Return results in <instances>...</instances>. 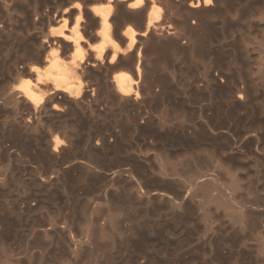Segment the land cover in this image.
Wrapping results in <instances>:
<instances>
[{"label": "bare ground", "instance_id": "1", "mask_svg": "<svg viewBox=\"0 0 264 264\" xmlns=\"http://www.w3.org/2000/svg\"><path fill=\"white\" fill-rule=\"evenodd\" d=\"M48 3V0H0V10H4L2 12L5 15L2 16L0 11V55H2L0 58V123L8 138L7 140L5 137L7 142H4L5 145H1L3 143L1 142L0 147L8 156L13 153L18 159L27 163L32 159L42 163L43 160L58 161L60 158L69 156L76 146L75 137L78 132L86 127L89 128L85 123L78 122L80 115L83 113L86 114V118L90 117L96 107L102 111L114 109L115 113L117 111L124 113L128 124H131L139 135L151 136L149 133L151 131H145L144 126L146 125H141L144 122L143 118H147L146 114L144 117L142 116L148 109L152 110L151 105H157L159 102L164 103L165 97H159V90L162 91L167 87V79L164 75L177 74V72L192 74L190 68L196 63H199L202 68L200 74H203V77L202 85H200L207 92L205 99L207 123L217 117L218 111H222V114L226 116L225 110L230 109L233 111L232 114L236 112L234 114L240 115L242 118L244 116L245 121L250 119L251 123L258 122L264 126V102L262 103L264 90L257 88L254 77V74H258V78L261 80L264 77V30L262 36L257 37L251 34L252 31L237 29L240 27L239 23L245 22L246 25L251 26L257 19L262 21L264 26V0H60L58 2L60 5L52 8L48 7ZM50 5L52 4L50 3ZM13 12H16L15 15ZM234 30H238L240 34L234 36ZM235 37H238V40ZM226 41L231 44L230 49L231 47L234 49V53L231 52L234 56L230 58L228 55V60L227 55L224 54V45H221L222 42L227 45ZM177 60L178 64L180 62L188 64V68L184 70L190 69V71L182 70L179 67L181 65L178 66L179 68L176 67ZM257 113L259 118L255 120L251 116H258ZM83 114L82 118H84ZM120 116L122 117V115ZM178 116L180 119L184 117L183 114ZM119 122V127L123 126L124 128L126 121L120 119ZM209 125L212 127V124ZM115 126L117 127L118 123H115ZM116 129L111 130L110 137L119 135V129ZM249 132L257 137L255 131ZM86 136L88 148H85H87L88 165L103 169L100 154L108 146L106 144L108 134L101 128H95L92 132H87ZM28 139L35 142L33 147L28 145ZM85 148L83 149L86 150ZM116 151L118 150L116 149ZM116 151L114 150L115 153ZM112 154L116 155L113 151ZM157 156L158 176L156 177L159 179V184L154 187L149 185L142 187L139 183L141 180L135 181L136 186L133 189L135 197L147 202L152 198L164 202L168 200L172 212H175L173 215L178 214L179 220L183 219L187 224L195 222L192 216L197 212L199 215L196 217V221L201 222L202 227L200 226V229L193 227L194 234L191 232L190 237L185 238L188 240L190 238V243L195 248L209 245L212 248L209 247L210 252H213L210 253L213 257L208 256L219 264L225 260L226 251L229 249L222 250L220 243L223 242L227 244L226 246L229 243L231 246L232 243L234 246L236 242L240 243L241 246H239L242 248L245 245L246 249L249 237L254 231L250 236L246 235L248 236L246 243L243 239L245 235H242L243 238L239 236L241 239L238 236L236 238L233 233L227 232L226 226L232 224L231 227H233L238 224L239 229H243L245 226L256 225L258 215H264V196L256 195L257 198L254 201L246 202L249 206H245L242 198L244 196L238 198L234 194L241 187L240 179L236 173L228 171L227 179H220L215 174L206 173L201 161L193 162L191 168L179 170V166L170 161L166 152L157 153ZM212 156H214V152ZM212 158L211 162L209 160L211 165L214 163ZM219 159L222 166L227 164L228 170L239 168L233 165L232 160H227L224 157ZM121 164L123 163L121 162ZM121 166L113 174L123 175L124 169ZM39 169L40 167L34 169L37 175L41 174ZM64 169L60 167L59 173L64 172ZM140 169L139 172L144 173ZM125 170L127 171V169ZM130 170L129 176L131 172H134L132 171L134 169L131 172ZM138 175L139 178L143 176ZM48 177L45 176L44 179L41 177L44 184L50 179ZM262 179L264 184V178ZM4 182L5 179L1 178L0 185L3 186ZM182 191L188 195L185 196ZM130 199L131 197L125 198L126 201L123 205L116 204L115 208L109 210L106 223H99L92 216L97 208L87 211L85 223L81 226L83 235L81 243L73 248H71L72 246L68 247L69 253L67 254L72 258V261H70L71 259L67 260L68 258L65 256V258L59 256L58 260L57 257L53 259L57 256L53 253L51 254L52 260L56 264H77V258L81 255L94 258L95 250L114 247L115 236L123 235L119 216L123 211L127 212L132 209ZM160 206L162 207V205ZM160 206L157 209L160 210ZM190 219L194 222L190 223ZM49 220L52 227H55L57 224L55 216H50ZM65 221L63 222L64 227L71 230L74 225L73 220ZM12 227L8 217L0 214V264L12 263L8 261L10 260L8 256L12 254L10 249ZM249 227L248 229H251ZM221 228L226 230H223L225 231L223 233L227 232L228 234L224 238L222 235L218 236L222 231ZM253 229L256 232V229ZM44 230L45 237L53 233L51 229ZM169 232L168 235H175V233ZM221 236L222 242L220 238H217ZM256 236L259 237V234ZM258 237L257 240L264 241L263 236V238ZM144 240L143 245L147 247ZM128 241H124V248L130 247L132 252H141L143 255V250H139L141 239L131 243ZM42 242L41 238L36 236L31 239L30 243L32 246L36 245V247L42 248ZM152 242L153 240L150 242L151 247L148 248L152 249L154 243ZM179 242L178 239V244ZM85 244H88L89 247L84 249L82 245ZM187 245L189 246V243ZM154 246L156 245L154 244ZM194 246L190 245V247ZM173 247H175L174 244ZM141 248L144 249V247ZM233 248L241 249H237L238 246ZM234 249H232L233 252H228L235 253ZM171 251L173 253L167 254L169 252L167 251L161 254L162 257L168 260L169 255L177 254V249L176 254L175 251ZM198 251L197 255L202 249L199 253ZM245 251H250V249ZM256 251L261 255L264 253L262 248ZM101 252L99 254H102ZM228 252L227 254H229ZM183 253L186 255V250ZM194 253H196L195 249L192 254ZM237 253L238 257L240 253L244 255L243 252H240L239 255ZM246 254L248 257L249 253L246 252ZM243 255L241 259L239 258L240 261L244 258ZM42 256L41 253L39 260L37 257L36 264H46L45 260L42 262ZM103 256L106 264L111 263L112 256L107 253ZM131 256L130 258H132ZM25 257L26 263L22 264L32 263V255L29 254ZM138 257L140 258L141 255ZM229 257L231 260L232 256ZM238 257L235 259L238 260ZM127 259L126 264L132 262ZM132 260L135 263V259ZM166 260H161L160 264H168L169 260ZM175 261L177 262L176 259ZM187 261L185 263L189 262ZM198 261L200 260L198 259L196 262ZM54 262L52 264H55ZM176 262L172 260L171 263L169 261V264H176ZM224 262L228 263V261ZM232 262L235 263V261ZM237 263L239 262L237 261Z\"/></svg>", "mask_w": 264, "mask_h": 264}, {"label": "rangeland", "instance_id": "2", "mask_svg": "<svg viewBox=\"0 0 264 264\" xmlns=\"http://www.w3.org/2000/svg\"><path fill=\"white\" fill-rule=\"evenodd\" d=\"M59 1L48 0L49 3L47 5L48 7L51 8L58 7L56 5L59 4L58 3ZM259 1H263V0H259ZM50 3L52 5H50ZM19 4L21 5V2ZM0 11L2 13V16H5L2 12L4 10L1 9ZM1 13H0V17H1ZM13 13L15 15L16 12ZM255 19L257 18L255 17ZM241 23L242 24L244 23L245 25L244 24L243 25L247 29ZM241 23H239L240 27H238L237 29L239 30L245 29V31L247 30V32L252 31L251 34L257 37L262 36L264 26H263V22L259 21V19H257V21L255 20V22H253L251 26L246 25L247 23L245 22H241ZM256 23L258 24V26ZM235 31L236 30H234L233 32V34L235 33L234 36H238L240 34L239 31L238 30L236 32ZM237 38L238 37H235L236 40H238ZM226 42L227 45L225 42L224 43L222 42L221 44L224 45L223 46L225 52L224 54L227 55L226 58L228 57V55H230V58H232V56H234V54H232L234 53L233 51L234 49L231 47L232 49L231 50L230 49L231 44L229 43V41ZM1 56L2 55H0V58ZM175 64L177 65V66L175 65L176 67L181 65L179 67L182 70L188 68L187 66L188 64L181 62L180 64H178V60L177 62H175ZM190 69L192 71V74H190L189 72ZM190 69L184 70V71H188L189 72L188 74H182V73L179 74L178 72L177 74H165V75L163 74L164 76H166L167 79L166 80L167 87L162 91L159 90V93L161 94V96L159 94V97H163V98L165 97L163 99L165 100L164 101L165 104L164 103L162 104L161 102H159L157 105L153 104V106H155L154 108L151 105L152 110L148 109L147 112L143 113L142 116L144 117V114H146L145 117L147 118H143L144 122H142L141 125L142 124L143 126L146 125L144 126L145 131L146 130L148 132L151 131L149 132L151 133V136L139 135L135 131V129L132 128V125L128 124L124 113L123 114L118 113V111L117 113H115L114 109L113 110L111 109L109 111L105 110L107 111L105 112L96 107V110L93 109L95 112L93 111V114L90 117L87 116L86 118L85 116L86 114L83 113L82 114L84 118H82V114L80 115L78 122L85 123L86 125L89 126L90 129L86 127V129H83L81 130V132H78L77 137H75L76 146L73 148L74 150L72 151V154H70L69 156L63 159L60 158L58 161L43 160L41 161L42 163H38L32 159L31 162L27 163L22 159H18L17 156H15L13 153L12 154L14 156L12 154L8 156L4 151H2L0 147V179L1 178L5 179L3 186L0 185V214L3 216H7L13 226L10 237V243H11L10 249L12 250L11 252L12 254L8 256V259L9 258L10 260L12 259L11 261L8 260L10 263L12 262L13 264H17V263L22 264L23 262H25L24 260L26 259L25 256H29L30 254L33 256L32 257L33 261L32 263L30 262V264H36L35 260H37V257L39 260L41 253L43 254L42 262H44L45 260L46 264H52L54 262L51 258L52 253L53 255H57L53 257V259L57 257L58 260L59 256L62 257L65 256L66 258H68L67 260L71 259L70 261H72V258L67 254L69 253L68 247L72 246L71 248H73V246H76L79 243H81L83 239L81 226L85 223L86 212L87 211L89 212V210L92 211L93 208H97V211L92 213L93 214L92 216L95 217L99 223H106L108 211L115 208L116 204L123 205L124 202L126 201L125 198L129 199L130 197H131L130 200L132 202V205H130L132 208L130 209L131 211L130 210H128L127 212L123 211L119 216V221H120L119 224L121 229H123L122 234L124 236L123 235L118 237L115 236V240H116L115 246L110 249L99 248L95 250L94 258L88 256H82V255L81 257L79 256L77 258L78 261L77 264H93V263L106 264L103 258L104 257L103 255H105L106 253L113 257V259L111 257L112 260L111 263L108 264H123V263L126 264L125 261L128 257H129L128 259H130L132 262L131 263L127 262V264H141V262L142 264H160L164 259L166 260V258L162 257L161 254L166 253L167 251H169L167 252V254L173 253L171 250L175 251L176 254V249H177L176 255L172 254V256L174 255L173 257L171 255L168 256L169 257L168 260L170 261V263L172 260L176 262L175 259L178 262V263L176 262V264H180V263L184 264L185 261L187 260L189 262L187 261L188 263L185 264H198L200 261L202 262L199 264H212L213 262L214 263L216 262L215 260L212 259L213 255L210 253L213 252H210L212 248L209 245L206 246L204 245L203 247L195 248V246L190 243V238L189 240L188 238H185L187 236L190 237L191 232L192 234H194L193 232L195 229L197 228L200 229L202 227L201 222L196 221L197 219L196 217H198L199 215L197 212L194 214V216H192L195 219V222L192 219H190V223L192 221L194 223L187 224L185 220L181 218H180L181 220H179V215L177 214V212H176L177 215H173V213L175 214V212L174 211L172 212L168 200L167 202H164L162 200H158L157 198H152L151 201L149 202H147L146 200L141 201L135 197L133 192V189L136 186V182L140 180L143 182V183L141 181L139 182L141 183L140 185L142 187L148 185L154 187L157 186L156 184H159L158 183L159 179H157L158 177H156L158 176L157 153L160 154L162 152H166L170 161H172L177 166H179L180 168L179 170H181L182 168L184 170L185 168L186 169L191 168L193 167L194 164L193 162L201 161V163L203 162L202 165H204V171L206 173L215 174L220 179L226 180L228 177L227 174L228 171H232L236 173L240 179L239 181L241 187H239L238 190H236V193L234 194L235 196L237 195L238 198L239 196L241 197L244 196L242 197L244 199L243 201L244 203L242 201L241 202L245 206H249L246 202L254 201V199L257 198L256 195H258V197L261 195L264 196V184L262 183L263 180L262 178H264L263 177L264 176V126L258 122L251 123L250 119L245 121L243 115L242 118L240 115L234 114L236 112L232 114L233 111H231L230 109L225 110L226 116L225 114H222V111H218L216 115L217 117L216 118L214 117L212 120L208 121L209 123H207L205 118L206 115L205 99L207 97V92L204 90L205 88L201 86L202 85L201 80L203 74L200 73L202 72V68L201 65H199V63H196ZM254 77L257 83V88L264 90V77H262L263 78L262 80L258 78L259 77L258 74H254ZM167 100L168 102H166ZM263 102L264 100L262 101V103ZM166 109L168 110L166 111ZM180 111L183 113H181ZM175 112L178 113L176 114ZM182 114L184 117L180 119L179 118L180 116L178 115H182ZM227 114L229 115V117ZM120 115H122V117ZM233 115L235 116L232 117ZM256 115H258V113ZM251 117L257 120V118H259V115L258 116L253 115ZM118 119L119 120L122 119V121L123 120L126 121V125L124 128L123 126L119 127L120 122ZM88 120L90 121L89 123ZM223 120H227V121H223ZM115 123L116 124L118 123L117 127L115 126ZM209 124H212V127H210L211 125ZM95 128L96 129L101 128L102 131L108 134L107 142H106L108 148L107 147L104 148L105 150L103 149L104 150V151L102 150L103 153L101 152L100 154L101 155L100 161L101 163L103 162L102 163L103 169L95 168L92 165H88L89 163L86 155V151L88 148L86 144L87 143L86 135L87 132H92L93 130H95ZM115 128H117L116 130L119 129L118 131L119 135L110 137L109 134L111 130H114ZM249 131H255L257 137H254L252 133H250ZM4 132L5 131L3 130L2 125L0 123V144L1 142H3L1 145L3 144L5 145V143L8 140ZM5 137L7 138V140H5L6 139ZM29 140L31 141V139L27 140L28 145L30 146L32 145L33 147V145H35L34 144L35 142L33 143V140L31 141L32 143L28 142ZM83 148H85L86 150H84ZM116 149L118 151H116ZM114 150L116 151V153L114 152ZM112 151L116 155H113ZM213 152H214V156H212ZM117 157L118 159L120 157L119 162ZM211 157H213L212 158V160L214 161L213 165L209 163V160L211 162ZM221 157H224L225 159L230 161L232 160L234 162L233 165L239 168L237 170L232 168L231 170H228V168H226L227 164L222 166L219 163L220 160L219 158ZM121 162L123 164H121ZM37 166L40 167L39 169L40 170L39 172L41 173V174L39 173L40 175H37L35 173L34 169L39 168ZM59 166L61 168L62 167L65 168L64 172L59 173L60 171ZM119 166H121L125 171V173L123 171V175H120L121 177L119 175H116V173L113 174V172H115ZM138 168L139 169L141 168L140 171L143 170L142 172L144 173L141 174ZM125 169H127V171ZM129 169L131 170L134 169L132 171L136 173L131 172L130 170L131 172L130 174L131 175L134 174V175L129 176L128 173ZM136 174L137 175L139 174L138 176L140 175L143 176H140L141 178L140 179L139 177H137ZM145 175L148 177H144ZM45 176L46 177L49 176L48 178L50 179L44 184L42 182L44 181L42 180V178L44 179ZM136 177L138 178V180ZM183 191L185 192V190ZM184 192L183 194L185 196L188 195V193H184ZM160 205H162V207ZM159 206H160V210L157 209V207ZM50 216H55V220L57 222L55 227H52L51 225V222L49 220ZM70 220H73L74 225H72L71 230L70 229L67 230V228L64 227L63 222L64 221L68 222ZM260 220L262 221V223ZM257 221L258 223H255L257 226L256 225L250 226L251 229H248L249 226L248 227L245 226L246 228L244 227L243 229H239L238 224L235 225L233 224L235 228H233L234 226L231 227L232 224L226 226L227 232L229 231V233H233L236 238H238L239 236L243 238L244 236L242 235H245L243 239L246 241V243L248 241L250 242L246 244L247 247L246 249L244 247L245 245H243L244 248L243 249L242 247H240L241 246L240 243H236V242H235L236 246L235 244L233 246L232 243L231 246L230 243L228 245L229 247L226 246L227 244H224L221 241L222 240L221 238L222 236L224 238L227 232L223 233L226 230L221 228L222 231L219 232L218 236L220 235L222 236L217 237L218 239L220 238V241L222 242L220 243V246L222 244V250L225 251L226 249L229 248L226 251L225 260H224V261H228V263L223 261L222 262L223 264H233L232 261H235L236 264H264V253H262L261 255L256 251L257 249L259 250V248L260 249L262 248V250H264V241L262 239L261 241L257 240L258 236H256V234H259L258 238L262 236L264 237V215L259 214L257 217ZM195 223L198 226H196ZM252 227L256 229V232ZM44 229H49V230L51 229L53 233L50 234L48 237H45L43 234L45 231ZM234 229H236L239 232H237ZM169 231H171V233L172 232L175 233V235L174 234H172V236H170L171 234L168 235L170 233ZM253 231L255 233V234L253 233L254 235L251 234ZM189 232L190 234H187ZM246 235L250 236L249 240H248V236ZM36 236L40 237L41 240L43 241L42 242L43 249L36 247V245L35 246L31 245L32 244L30 243L31 239ZM241 237H239V239H241ZM246 237L247 239H245ZM145 238L146 240H144ZM138 239L142 240L141 244L139 245L141 247H144V249L140 247L139 250L141 251L143 250L142 252L144 256L141 254V252L140 253L132 252L131 251L132 249H130V247L124 248L125 247L124 241L127 240L128 242L131 243L137 241ZM147 239L149 243L147 242ZM178 239L180 240L179 244H178ZM143 240L146 242L145 245L147 247L143 245ZM152 240L154 243L152 242L153 244L151 249L148 247H151L150 242ZM169 243L170 245H168ZM188 243L189 246L187 245ZM154 244L156 246H154ZM173 244L175 245V247H173ZM164 245L167 247H165ZM190 245L194 247H190ZM157 246H160L162 247L161 249L163 248L164 249L161 251V249L158 248ZM169 246L171 247V250H169L170 249ZM232 246L235 248H237L238 246L237 249L239 248L241 249L236 250ZM82 247L85 249L86 247L88 248L89 245L85 244L82 245ZM209 247L211 249H209ZM83 248L82 250H84ZM190 248L193 250V252L195 249L196 253L192 254L193 252L192 250L190 251ZM199 248H201L202 251ZM125 249H129L130 251ZM232 249H234L235 253H229V252H233ZM248 249H250V251H245ZM185 250H186V255L183 253L185 252ZM198 250L204 252L203 253L204 255L206 253V256H204ZM197 251L198 253L200 252L198 255H197ZM100 252L102 254H99ZM227 252L232 256L231 257L232 261L229 259L230 255L227 254ZM240 252H243L244 255ZM246 252L250 254V255L248 254V257ZM236 253L238 255L240 253L241 256L239 255L238 257ZM140 255H141L140 257L141 259L138 257ZM242 255L244 256V258H242V260L240 261ZM47 256H49L51 259L49 257L47 259ZM97 256H100L103 259ZM130 256L132 258H130ZM236 256L238 257V260H236L237 259ZM262 256L263 258H261ZM133 258L135 259V263L134 260H132ZM136 258L139 259L138 262H136L137 261ZM181 258L183 259V261ZM143 259H147L148 261ZM194 259L196 261L199 259L200 261L196 262ZM146 261L147 263H145ZM191 261L192 263H190ZM237 261L239 263H237ZM54 263L56 264V262ZM215 264H219V263L216 262Z\"/></svg>", "mask_w": 264, "mask_h": 264}]
</instances>
